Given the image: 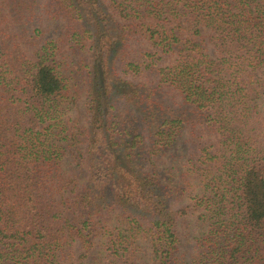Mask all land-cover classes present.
Here are the masks:
<instances>
[{"label": "trees", "instance_id": "1", "mask_svg": "<svg viewBox=\"0 0 264 264\" xmlns=\"http://www.w3.org/2000/svg\"><path fill=\"white\" fill-rule=\"evenodd\" d=\"M0 264H264V0H0Z\"/></svg>", "mask_w": 264, "mask_h": 264}, {"label": "rangeland", "instance_id": "2", "mask_svg": "<svg viewBox=\"0 0 264 264\" xmlns=\"http://www.w3.org/2000/svg\"><path fill=\"white\" fill-rule=\"evenodd\" d=\"M164 63L170 64V63H172V59L165 58ZM83 104H84V94L82 92V93H80L79 100H78L77 104L75 105V108H73V110H72V114L74 116L77 115L78 112H81V110L83 109ZM185 249H186V246H185V244H183L181 247V250H185Z\"/></svg>", "mask_w": 264, "mask_h": 264}]
</instances>
